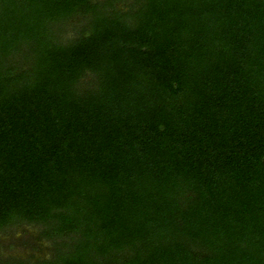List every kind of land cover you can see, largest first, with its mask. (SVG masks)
I'll return each instance as SVG.
<instances>
[{
  "label": "trees",
  "instance_id": "obj_1",
  "mask_svg": "<svg viewBox=\"0 0 264 264\" xmlns=\"http://www.w3.org/2000/svg\"><path fill=\"white\" fill-rule=\"evenodd\" d=\"M0 236V264H264V0H0Z\"/></svg>",
  "mask_w": 264,
  "mask_h": 264
},
{
  "label": "rangeland",
  "instance_id": "obj_2",
  "mask_svg": "<svg viewBox=\"0 0 264 264\" xmlns=\"http://www.w3.org/2000/svg\"><path fill=\"white\" fill-rule=\"evenodd\" d=\"M27 230L29 231V233L31 235L36 236V232H37L36 229H34L33 227L30 226V227H27ZM0 238H1L2 242L5 240L3 236H0ZM8 252L10 254H12V252H10V251H8ZM14 252L17 253V252H19V250H15V251L13 250V253ZM31 253H35L38 256H43V255H45L46 257L49 256L51 254L50 243H47L46 241H44V243L40 245L39 250L33 251L31 248H28V249H24V251H23L20 249L19 254L24 255V256H29V254H31Z\"/></svg>",
  "mask_w": 264,
  "mask_h": 264
}]
</instances>
